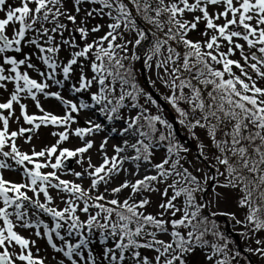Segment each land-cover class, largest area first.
<instances>
[{
    "label": "snow or ice",
    "instance_id": "6c2138e0",
    "mask_svg": "<svg viewBox=\"0 0 264 264\" xmlns=\"http://www.w3.org/2000/svg\"><path fill=\"white\" fill-rule=\"evenodd\" d=\"M218 216L264 264V0H0V264H241Z\"/></svg>",
    "mask_w": 264,
    "mask_h": 264
},
{
    "label": "rangeland",
    "instance_id": "374dc122",
    "mask_svg": "<svg viewBox=\"0 0 264 264\" xmlns=\"http://www.w3.org/2000/svg\"><path fill=\"white\" fill-rule=\"evenodd\" d=\"M104 30H102V32L100 34L103 33ZM193 38H198V36H196L195 34L193 35ZM137 68L140 69V64L139 62L137 63ZM142 71H143V78H142ZM148 76H153L152 72L151 71H146L144 69H140V71L138 72V79L141 83V85L146 89L145 85L144 84H149L148 82ZM153 78H155L153 76ZM151 87V86H150ZM151 89L159 96V98L161 99V101L166 105V107L168 108L169 112L174 116L175 114L172 113V110L170 108V106H168L166 104V102L162 99V96L160 94L162 93H166L167 92V89H164L162 88L159 83H157V86L156 88H152ZM157 89H159V93L157 92ZM147 90V89H146ZM148 91V90H147ZM65 95H68V93H65ZM69 98H71L69 96ZM84 99H87V97H83ZM45 107L46 108H50L52 110H55L57 111V113L60 112V108H59V105H58V102L56 101H49V102H46L45 103ZM32 111H35L34 108L31 109ZM168 111L165 110V115H168ZM87 118H94V119H97V122H100L102 120V118L96 116V117H93L92 113L91 112H84V113H81V116L79 118V125L80 126H84V122H85V119ZM170 118V117H169ZM15 127V126H13ZM75 127V125H74ZM109 128L111 127V125L108 126ZM177 127H178V130H179V133L182 135L183 137V140H181L182 143H184L186 146H188L190 149H191V152L189 154V159H192L195 154L197 153V147H196V144H197V141L193 140L189 134L187 133V131L185 129H183V127L179 124H177ZM50 131L51 129H45V128H42L40 130V132L38 133V136L35 137L32 141V144L35 146L36 150L39 151L42 147H44L45 144H50V143H54L55 142V138L52 137L50 135ZM106 135H108V132L105 131V132H102V133H99L96 137H95V140H96V147H94L91 151H90V155L92 156V163L94 164H99L100 163V156L97 154V148L99 146V143L101 142L102 138L105 137ZM120 140V138L118 136H113V137H110V140L109 142H111L110 145H108V148H107V151H108V154L109 155H112V144H115V143H118ZM21 143H23L21 141ZM79 141L73 137L72 138V142L71 143H66L65 145H63L64 147H75V146H78L79 145ZM28 145H25V148H27ZM162 151L161 150V154H162ZM159 158V154H158V157ZM71 162V169H75V171H81V167L76 164L75 162L73 161H70ZM86 166V165H85ZM8 178H13V179H18V177H15L14 175L13 176H9ZM62 178H65V179H69V180H72V179H75L73 176L71 175H65L63 176ZM123 178V174H121V177L120 179ZM78 183L80 181H77ZM118 183V181H117ZM84 186L87 187L88 186V181L85 180L84 181ZM211 191V190H209ZM220 211H237L236 210V207L234 205V203H229L227 205H224ZM219 218H215L217 220V223L220 227V231H222L226 236H228L232 241H234V245L236 247H238V250L241 251V253L243 254L241 256V264H261L260 260L250 254V253H247L245 252V248L248 246V243L247 241H245L243 238H240L239 235L237 233L239 232H242L243 231V228L240 226V225H235V228H233V224L234 222H229V219L227 217H223V216H218ZM222 217V218H221ZM237 217L238 218H242L241 217V213L237 211ZM223 221V222H219V221ZM224 223L223 225H220ZM236 236L238 238V243L236 242V240L233 238V236ZM37 246L40 247L41 249H44L46 247V244L43 240H37ZM253 247L255 246L254 244L252 245ZM50 253H51V250L49 249L48 252H44V251H41L40 252V255L41 256H44V255H49V262L48 264H51V256H50ZM191 259V264H199L200 262V256L196 253H193L192 257L190 258Z\"/></svg>",
    "mask_w": 264,
    "mask_h": 264
},
{
    "label": "water",
    "instance_id": "95a60500",
    "mask_svg": "<svg viewBox=\"0 0 264 264\" xmlns=\"http://www.w3.org/2000/svg\"><path fill=\"white\" fill-rule=\"evenodd\" d=\"M142 78H143V71H142ZM145 86H146V88H147V90L153 95V97L155 98V99H157V101H158V103L161 105V107L162 108H164L166 111H168V113H170L169 112V110H168V108L166 107V105L161 101V99L159 98V96L149 87V85L146 83L145 84ZM173 116V115H172ZM170 119H171V117H170ZM173 124H174V127H175V130H176V136H177V138L181 141V140H183V137H182V135L179 133V130H178V127H177V124L175 123V121H173ZM68 166H69V168H71V162L69 161L68 162ZM233 238L236 240V242L238 243V238L236 237V236H233Z\"/></svg>",
    "mask_w": 264,
    "mask_h": 264
},
{
    "label": "trees",
    "instance_id": "16d2710c",
    "mask_svg": "<svg viewBox=\"0 0 264 264\" xmlns=\"http://www.w3.org/2000/svg\"><path fill=\"white\" fill-rule=\"evenodd\" d=\"M169 108V107H168ZM215 218H219V217H215ZM222 218V217H221ZM219 222H223V221H219ZM224 223L220 224V225H223ZM240 238H242L241 236H239ZM249 264V263H248Z\"/></svg>",
    "mask_w": 264,
    "mask_h": 264
},
{
    "label": "bare ground",
    "instance_id": "6f19581e",
    "mask_svg": "<svg viewBox=\"0 0 264 264\" xmlns=\"http://www.w3.org/2000/svg\"><path fill=\"white\" fill-rule=\"evenodd\" d=\"M111 144V142H109V145Z\"/></svg>",
    "mask_w": 264,
    "mask_h": 264
}]
</instances>
